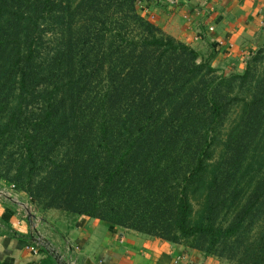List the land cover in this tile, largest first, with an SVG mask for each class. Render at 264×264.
Wrapping results in <instances>:
<instances>
[{"label": "trees", "instance_id": "obj_1", "mask_svg": "<svg viewBox=\"0 0 264 264\" xmlns=\"http://www.w3.org/2000/svg\"><path fill=\"white\" fill-rule=\"evenodd\" d=\"M66 3L0 0V166L20 175L29 164L30 192L79 215L111 220L132 200L118 225L208 238L209 251L241 238L264 205L262 178L250 182L264 166L263 50L242 73L217 75L133 8L95 34L92 59L71 38L53 48L45 39L47 27L72 26ZM15 147L23 166L11 164ZM201 201L208 206L194 215ZM224 208L231 220L217 223Z\"/></svg>", "mask_w": 264, "mask_h": 264}, {"label": "crops", "instance_id": "obj_2", "mask_svg": "<svg viewBox=\"0 0 264 264\" xmlns=\"http://www.w3.org/2000/svg\"><path fill=\"white\" fill-rule=\"evenodd\" d=\"M139 1L145 5L147 18L197 51L224 42L236 52L246 42L264 39V0ZM210 25L213 31H208ZM5 186L9 185L1 180L0 187L11 193ZM23 209L0 196V264H202L201 257L183 255L173 243L87 215L54 222L40 214L42 230L64 255H34L28 248Z\"/></svg>", "mask_w": 264, "mask_h": 264}, {"label": "rangeland", "instance_id": "obj_3", "mask_svg": "<svg viewBox=\"0 0 264 264\" xmlns=\"http://www.w3.org/2000/svg\"><path fill=\"white\" fill-rule=\"evenodd\" d=\"M66 1L68 2V4L66 3L63 6H66L64 13L67 16L64 19L68 23L71 22L72 26H67L64 30L62 24L47 27L46 30H44L45 39L48 41L50 47L53 48L58 46L61 41L65 42V40L68 41L71 38L69 42L73 40L72 45H75L73 46L75 50L83 54L89 51L90 53L88 54V56H91L92 59H94L93 55L95 54V51L99 48L97 42L95 41V39H93V37L96 33H100V29L108 31V27H115V20L117 22L123 23L124 19L122 14L124 15L125 12H127L128 10L130 11L133 8H135L137 12L147 18V15H145V5L139 0H82V2H80V0ZM101 21H106V25L103 26ZM154 25L156 24L154 23ZM88 26H90L91 28L92 35L90 36L84 31L83 28H86ZM156 27H158L159 33L163 34L164 36L167 35L162 30L161 26L156 25ZM136 33L138 34L139 30H137ZM88 39L90 41H88ZM260 49L263 50L262 56H264V39L261 42L254 40L251 42V44L249 42H246L236 52L234 50H231L230 48H227V45H224V42H217L212 49L210 48L203 52L198 51L197 60H207L212 66L217 69V75H232L235 73H242L248 63L251 61L252 57L256 55ZM78 54L80 55L79 57L82 56L80 53ZM243 93L244 90H241L240 95L242 96ZM231 119H233V114L226 116L225 123L221 125L223 127L227 126L226 123ZM259 129L262 133H264V121ZM9 151L14 153L17 150L15 147L9 149ZM64 151L65 149H62L61 153H64ZM19 153H15L14 158H16V161H11L13 167H18L19 165L23 166L24 162H27L26 156L23 154L21 156L22 158L20 159ZM28 168L29 164L24 167L22 173L19 175L16 170H9L6 165L2 164V166H0V181H4L6 185L15 184L18 187V191L16 190V194L20 192L24 195L23 197L21 195L20 200L30 204V206L34 211H36L39 216L40 214L47 215L54 222H56L54 219L57 218L72 220L80 216L73 209H68L67 207L60 205H58V207L51 206L45 200L37 198L34 193L32 194L30 190L34 188L35 183L31 186L24 184L27 181L26 171H28ZM45 170L46 168L44 166L36 170L33 177L35 181H40L41 177L45 175ZM2 175L4 176V178H2ZM259 179H261L262 183L264 182V166L262 170L254 178L251 179L250 182L254 183L255 180ZM262 186H264V184ZM251 191L252 188L249 189L250 193ZM11 193H13L12 190ZM261 195L264 196V191ZM262 199L263 198L261 197L260 201ZM131 202L132 200L129 201V205L121 208L118 213L111 214L114 215L113 219L110 220V216H107L106 220H101L113 224L119 223L122 218H125L128 210L131 208ZM207 206L208 203H206L205 201H201V203L194 202L193 214H199L197 212L205 210ZM138 210L139 214H142L146 211L142 202L140 203ZM230 211H232L231 208H224L223 211L218 214L217 223H220L222 221H225V223H227L228 221H230L232 217V213H230ZM50 213L53 214V216H51ZM256 213L262 216L257 217V221L254 226L243 227L245 228V230L243 231L241 238L232 239L228 242H221L210 251L208 250L210 245V239L208 238L184 236L177 233L176 235L178 236V239L176 241L166 240L155 235L153 232H150L154 229L150 226V224L144 226V230L136 231L146 235L147 237H149V239L152 240L158 239L161 241H168L170 243H173L180 248L183 255H197L198 257H201L202 264H264V251H260L257 253L253 252L259 251L260 248L264 246V242H262L260 239L261 233L264 232V205L261 207V211H258L257 209ZM127 225L128 224L122 226L127 227ZM158 227L159 226L157 225L155 229L157 230ZM168 228H170L172 232L176 231L175 227ZM57 229L59 228L57 227ZM62 254L64 255V252ZM69 258L72 259L70 255Z\"/></svg>", "mask_w": 264, "mask_h": 264}, {"label": "built area", "instance_id": "obj_4", "mask_svg": "<svg viewBox=\"0 0 264 264\" xmlns=\"http://www.w3.org/2000/svg\"><path fill=\"white\" fill-rule=\"evenodd\" d=\"M214 27L212 25L208 26V31H213ZM10 189L18 191V188L15 184H10ZM18 194L9 193L4 188L0 187V196L4 198H9L11 201H14L16 204H20L24 207L23 218L26 220L28 225V248L30 252L34 255L42 256V254L48 253L50 255L56 256L57 258L62 255L61 250L56 248L53 241L48 237L41 228V219L36 211L30 206V204L25 203L20 200ZM68 249V248H67Z\"/></svg>", "mask_w": 264, "mask_h": 264}]
</instances>
